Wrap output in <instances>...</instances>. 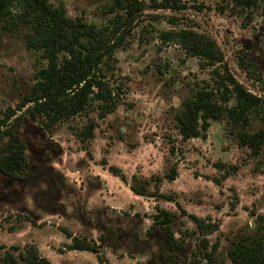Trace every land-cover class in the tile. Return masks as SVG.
<instances>
[{"label":"rangeland","instance_id":"obj_1","mask_svg":"<svg viewBox=\"0 0 264 264\" xmlns=\"http://www.w3.org/2000/svg\"><path fill=\"white\" fill-rule=\"evenodd\" d=\"M50 1L96 24L109 22L114 14L109 10L111 0ZM139 1L124 42L114 51L121 100L111 112L97 117L88 148L74 133L83 122L81 115L56 123L50 131L29 117L21 119L19 131L32 173L25 178L0 173V264H7L3 248L27 241L36 243L52 264H193L191 252L201 233L186 234L181 249H170L163 226L150 227L147 214L154 203L176 211L171 222L175 236L196 228L186 212L216 223L204 235L209 242L218 240L217 258L231 264L226 254L229 241L250 229L252 211L264 214V144L258 155L248 154L224 118L211 119L205 137L177 136L178 148L169 154L167 134L174 132L168 124L180 100L179 90L187 81L207 77L208 68L159 32L179 26L208 32L233 74L264 97V14L259 9L237 11L230 0H185L188 6L180 9ZM192 2L201 6L195 8ZM241 48L257 61L262 79L249 78L239 66ZM42 62L39 51L24 45L20 31L0 26V115L7 106H15ZM257 125L259 120H252L248 128ZM102 157L120 166L128 180L133 172L162 173L167 162H176V176L162 178L159 186L186 212L174 200L134 193L101 164ZM214 161L236 163L237 168L222 176ZM61 226L92 237L104 230L105 238L98 241L105 260L87 249L66 248L69 237Z\"/></svg>","mask_w":264,"mask_h":264},{"label":"trees","instance_id":"obj_2","mask_svg":"<svg viewBox=\"0 0 264 264\" xmlns=\"http://www.w3.org/2000/svg\"><path fill=\"white\" fill-rule=\"evenodd\" d=\"M153 1L156 6L171 9L188 6L185 0ZM230 3L237 11L259 9L264 14V0H230ZM190 4L195 8L201 6ZM139 9V0H111L109 10L114 14L110 21L96 24L69 14L64 5L50 0H0V26L20 31L24 45L39 51L43 61L15 106H7L0 115V173L13 178H25L32 173L27 145L19 131L24 117L50 131L56 123L81 115L83 122L74 133L83 148H88L97 117L111 112L121 100L123 87L122 81L115 76L114 51L124 42V33L129 31L131 20ZM159 32L163 39L177 43L186 54L195 55L201 67L208 68L207 77L187 81L179 90L180 100L173 108L168 124L174 132V136L167 134L169 154H174L178 148L177 136L182 140L192 136L205 137L210 120L224 118L230 131L235 133L238 145L247 147L248 154L258 155L264 144V97L233 74L223 50L208 32L188 26L160 29ZM237 61L249 78L262 79L259 64L245 49L239 50ZM252 120H259V125L248 128ZM100 162L127 183L134 193L151 195L155 200L158 197L174 200L180 210L186 212L177 199L161 191L159 186L162 178L176 176V162H167L162 173L144 176L133 172L129 180L117 164L106 163L103 157ZM213 164L223 170L222 176L237 168L236 163L214 161ZM213 179L219 182L218 177ZM186 213L196 228L183 229L178 236L171 227L175 210L154 203V210L147 216L151 219L150 227L163 226L170 249H181L187 235L201 233L196 249L191 252L193 264H226L224 259L216 256L218 240L209 242L204 235L216 228V223L193 212ZM252 214L255 217L248 224L250 229L229 241L226 254L231 264H264V214L257 211ZM60 228L69 237L64 244L66 248L87 249L93 251L99 261L105 260L102 244L98 241L105 238L104 230L92 237L67 227ZM3 257L7 264H52L32 241L10 244L3 248ZM202 259L205 263H201Z\"/></svg>","mask_w":264,"mask_h":264}]
</instances>
